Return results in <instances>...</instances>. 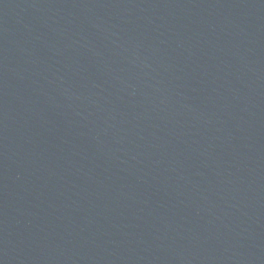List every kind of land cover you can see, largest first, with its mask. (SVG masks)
<instances>
[{
  "label": "water",
  "instance_id": "1",
  "mask_svg": "<svg viewBox=\"0 0 264 264\" xmlns=\"http://www.w3.org/2000/svg\"><path fill=\"white\" fill-rule=\"evenodd\" d=\"M0 264H264V0H0Z\"/></svg>",
  "mask_w": 264,
  "mask_h": 264
}]
</instances>
